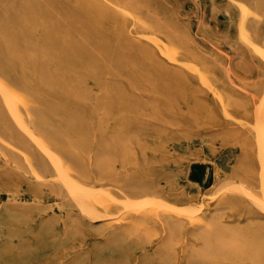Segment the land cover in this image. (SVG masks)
<instances>
[{
    "label": "rangeland",
    "instance_id": "1",
    "mask_svg": "<svg viewBox=\"0 0 264 264\" xmlns=\"http://www.w3.org/2000/svg\"><path fill=\"white\" fill-rule=\"evenodd\" d=\"M260 56L264 0H0V264H264Z\"/></svg>",
    "mask_w": 264,
    "mask_h": 264
},
{
    "label": "bare ground",
    "instance_id": "2",
    "mask_svg": "<svg viewBox=\"0 0 264 264\" xmlns=\"http://www.w3.org/2000/svg\"><path fill=\"white\" fill-rule=\"evenodd\" d=\"M112 6V5H111ZM115 8V7H114ZM119 10V9H118ZM122 12H123V10H121ZM126 13V12H125ZM128 14V13H127ZM245 18H246V16H245ZM243 19V18H242ZM241 19V20H242ZM135 22V21H134ZM244 29V28H243ZM49 30V29H48ZM247 42V41H246ZM248 44V43H247ZM252 45V44H251ZM258 50V49H257ZM169 54V53H168ZM262 55V54H261ZM261 57V56H260ZM262 57H264V56H262ZM261 57V58H262ZM263 59V58H262ZM172 61V60H171ZM174 63V62H173ZM71 75V74H70ZM20 80H21V78H20ZM22 82V81H21ZM208 84V83H207ZM13 85V84H12ZM2 86V85H1ZM3 87V86H2ZM1 87V88H2ZM26 87V86H25ZM17 88V87H16ZM20 89V88H19ZM2 91H3V94L5 95V97H6V102H7V104H9V101L10 100H12V98H13V94L9 91V89H7V88H5V87H3V89H2ZM2 91H0V92H2ZM211 91V90H210ZM1 94V93H0ZM19 102V101H18ZM13 103H11V104H9V105H12ZM21 104V103H20ZM223 105V104H222ZM263 105V104H262ZM7 106V105H6ZM9 106H7V108L6 109H9V110H11V109H13V108H8ZM17 107L19 108V106L17 105ZM259 107H260V105H259ZM264 106H262V108H263ZM34 108V107H33ZM15 109V108H14ZM8 110V111H9ZM16 110V109H15ZM259 111H261V110H259ZM261 113V112H260ZM259 113V114H260ZM14 114V113H13ZM225 114V113H224ZM227 116V115H226ZM261 117V116H260ZM261 119V118H260ZM45 120V119H44ZM262 120V119H261ZM258 121V120H257ZM23 122H24V119H23ZM259 122H260V120H259ZM29 123V122H28ZM261 124H263V123H261ZM261 124H259V125H261ZM18 127L20 126V124H19V122H18V125H17ZM27 126V125H26ZM22 128V127H21ZM262 128V127H261ZM22 129H24V128H22ZM258 131V130H257ZM24 132V131H23ZM27 132H29L28 130H27ZM26 133V132H25ZM30 134H31V132H30ZM28 135V134H27ZM32 135V134H31ZM31 135H30V137H31ZM262 136H263V134H262ZM261 136V137H262ZM34 137V136H33ZM260 137V136H259ZM36 139V138H35ZM263 140H264V136H263ZM38 141V140H37ZM39 144V143H38ZM261 145V144H260ZM37 146H39V145H37ZM41 146H43V145H41ZM259 147V146H258ZM43 151V150H42ZM41 151V152H42ZM45 152V151H44ZM264 153V152H263ZM51 154V153H50ZM50 156V155H49ZM52 160V159H51ZM55 162H56V165L58 166V168H59V170H60V172L62 171V161L59 159V158H55V160H54ZM263 162V161H262ZM262 164V163H261ZM30 168V167H29ZM67 168V167H66ZM69 168V167H68ZM264 171V170H263ZM68 173V172H67ZM66 174V173H65ZM64 175V174H63ZM63 175H61L60 174V176H62V177H64ZM61 177V178H62ZM69 177V176H68ZM66 178H67V176H66ZM64 179V178H63ZM63 181V180H62ZM68 182V185L66 184V185H64V186H67L66 188H68V186H70L71 188H69V189H72V190H74L75 192H79V193H87V194H90L91 193V190L92 189H90L89 187H86V186H83V185H81V184H78V183H76V182H74V181H71V180H68L67 181ZM229 186V185H228ZM69 189H68V192H69ZM235 189V188H234ZM95 192H96V190H95ZM241 192V191H240ZM263 192H264V190H263ZM97 193H98V191H97ZM85 195V194H84ZM91 195H92V193H91ZM86 196V195H85ZM94 196V195H93ZM253 196V195H252ZM95 197V196H94ZM74 198V197H73ZM253 198V197H252ZM83 199V198H82ZM88 200H90V199H88ZM112 200V199H111ZM113 201V200H112ZM128 201H130V200H128ZM148 201V200H147ZM84 202V201H83ZM132 202V201H131ZM142 202V201H141ZM264 202V201H263ZM256 203V202H255ZM136 204V203H135ZM156 204V203H155ZM264 204V203H263ZM256 205V204H255ZM89 206V205H88ZM127 206V205H126ZM260 206V205H259ZM258 206V207H259ZM263 206V205H262ZM164 207V206H163ZM257 207V208H258ZM188 208V207H187ZM261 208V207H260ZM82 209H83V207H82ZM263 209V208H262ZM188 210V209H187ZM200 210V209H199ZM192 211V210H191ZM189 213V212H188ZM200 214V213H199ZM89 215V214H88ZM92 215V214H91ZM94 215V214H93ZM97 215V213L95 214V216ZM98 217H99V215H97ZM103 217V216H102ZM115 218V217H114ZM109 219H110V217H109Z\"/></svg>",
    "mask_w": 264,
    "mask_h": 264
}]
</instances>
